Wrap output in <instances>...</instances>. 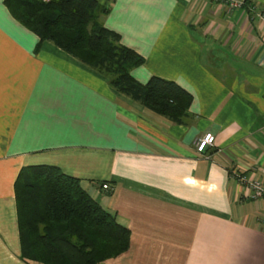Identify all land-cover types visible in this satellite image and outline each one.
Here are the masks:
<instances>
[{"label":"crops","instance_id":"0c3cea01","mask_svg":"<svg viewBox=\"0 0 264 264\" xmlns=\"http://www.w3.org/2000/svg\"><path fill=\"white\" fill-rule=\"evenodd\" d=\"M101 1L104 25L144 56L131 74L175 80L188 114L175 122L51 41L37 47L0 0V264H44L20 255L14 190L38 163L79 177L129 227L128 249L98 264H264V197L234 177L264 183V0ZM205 131L215 142L197 151Z\"/></svg>","mask_w":264,"mask_h":264},{"label":"trees","instance_id":"16d2710c","mask_svg":"<svg viewBox=\"0 0 264 264\" xmlns=\"http://www.w3.org/2000/svg\"><path fill=\"white\" fill-rule=\"evenodd\" d=\"M10 13L49 40L105 75L121 93L175 122H184L192 94L175 80L151 75L139 81L131 69L144 56L105 26L110 4L101 0H3ZM244 0V6L249 5ZM20 255L44 264H98L126 251L129 227L84 188L80 178L49 163L27 164L15 182Z\"/></svg>","mask_w":264,"mask_h":264},{"label":"built area","instance_id":"2783aa9c","mask_svg":"<svg viewBox=\"0 0 264 264\" xmlns=\"http://www.w3.org/2000/svg\"><path fill=\"white\" fill-rule=\"evenodd\" d=\"M228 3L232 7H243L244 0H222ZM250 7H253L251 5ZM257 15L264 19V10L257 11ZM215 142V136L210 131H205L201 135L195 138L194 144L197 151H203L207 146L213 145ZM234 177L241 183L243 187V193L253 199L264 197V183L257 177H252L244 172L237 170L234 171ZM102 187H108L107 182L101 184Z\"/></svg>","mask_w":264,"mask_h":264}]
</instances>
